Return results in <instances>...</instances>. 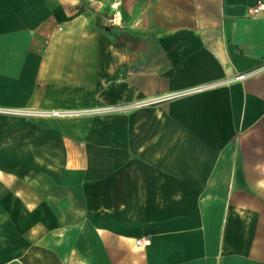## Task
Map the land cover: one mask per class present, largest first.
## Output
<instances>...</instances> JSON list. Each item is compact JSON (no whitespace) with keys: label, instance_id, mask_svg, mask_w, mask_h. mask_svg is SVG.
Masks as SVG:
<instances>
[{"label":"crops","instance_id":"obj_1","mask_svg":"<svg viewBox=\"0 0 264 264\" xmlns=\"http://www.w3.org/2000/svg\"><path fill=\"white\" fill-rule=\"evenodd\" d=\"M256 2L0 0V264H264Z\"/></svg>","mask_w":264,"mask_h":264},{"label":"built area","instance_id":"obj_2","mask_svg":"<svg viewBox=\"0 0 264 264\" xmlns=\"http://www.w3.org/2000/svg\"><path fill=\"white\" fill-rule=\"evenodd\" d=\"M263 11H264V0H257L255 5H253L251 7V12L254 13V14H257V13H260V12H263ZM243 76H244V74H239L237 77L240 78V77H243ZM56 112L57 111H55V113ZM137 243L140 246H146V245H149L151 243V239L148 238V237H139L137 239Z\"/></svg>","mask_w":264,"mask_h":264}]
</instances>
